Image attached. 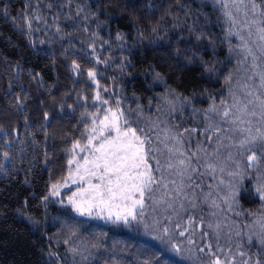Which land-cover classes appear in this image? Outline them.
I'll list each match as a JSON object with an SVG mask.
<instances>
[{
  "label": "trees",
  "instance_id": "trees-1",
  "mask_svg": "<svg viewBox=\"0 0 264 264\" xmlns=\"http://www.w3.org/2000/svg\"><path fill=\"white\" fill-rule=\"evenodd\" d=\"M37 3L0 0V151L7 150L3 140L12 143V160L5 161L0 171V264H85L69 248L92 244L100 248L92 249L97 259L91 264H112L113 259L117 264L154 260L164 247L152 239L160 235L153 217L145 220L147 229L144 224L102 222L76 216L51 199L45 205L42 197L48 194L51 183L67 173L70 157L65 149L80 136L77 128L83 130L80 113L96 111L91 107L96 86L87 76L95 65V55L102 60L111 58L108 65H95L103 76L97 79L102 87L128 98L124 101L127 106L140 104L147 109L151 100L155 113L161 100L153 98L171 89L190 98L194 108L205 109L220 92L224 77L237 67V57L230 56L225 39V22L208 0H72L70 5L68 0H39V8ZM78 8L84 9L78 19L65 18L68 14L75 17ZM33 9L45 17L47 26L33 21V29L39 31L29 32L26 26L21 27L24 22L19 14H31ZM57 16L59 19H54ZM118 33L122 39L116 38ZM197 35L202 39L197 40ZM90 44H94L95 53ZM73 61L82 73L72 71ZM122 64L126 65L123 71ZM45 113L49 121L44 120ZM189 116L184 110L174 121L190 122ZM63 137H68L67 143ZM237 158L240 168L233 166L229 171L240 172L244 178L225 175L222 186L229 188L232 183L236 204L231 212L225 204L223 211H216L222 219L227 217L225 223L235 221L241 226L234 231L251 233L258 228L243 229V225L264 208L254 192V170L245 167L246 155ZM260 166L264 171V160ZM204 211L208 212L207 207ZM240 211L254 215L234 214ZM70 216L75 217L73 226L76 221L82 223L78 235L65 244L70 229L64 225ZM239 243H244L249 253L258 251L255 241L249 248L246 236H242L233 238V252ZM221 244L228 248L227 243ZM208 259L200 257L205 264ZM161 264L166 261L161 260ZM176 264H180L178 258Z\"/></svg>",
  "mask_w": 264,
  "mask_h": 264
},
{
  "label": "snow or ice",
  "instance_id": "snow-or-ice-1",
  "mask_svg": "<svg viewBox=\"0 0 264 264\" xmlns=\"http://www.w3.org/2000/svg\"><path fill=\"white\" fill-rule=\"evenodd\" d=\"M212 2L227 25L225 39L229 41L230 56L237 57V67L224 77L220 92L212 97L207 108L192 110L196 126L182 127L183 120L174 121L187 109L191 99L174 94L171 89L164 96L153 98L162 101L155 113H152L151 100L147 109L140 104L135 108L127 106L124 101L128 98L102 87L97 79L103 76L95 70V65H108L111 58L102 60L95 55V65L87 76L96 86L91 105L96 111L80 113L83 130L77 128L80 136L65 149L70 157L67 173L51 183L48 194L42 197L46 205L50 199L60 197L62 189H67L71 195L66 202L60 200L62 206L65 203L71 206L76 216L114 224H144L147 229L145 220L153 217L160 235L152 239L160 241L164 250H158L154 260L145 259L142 264H161V260L176 264V258L180 264H205L200 260L202 255L209 257L206 264H264V212L243 225V229L258 228L246 233L234 231L241 226L235 221L225 223L227 217L218 218L216 211H223L222 203L227 205V211H233L236 193L221 197L219 192L225 184V175L244 178L240 172L229 171L233 166L240 168L236 158L244 155L246 169L254 170V192L264 208V171L260 166L264 160V0ZM71 3L68 0V5ZM41 6L38 0L36 7ZM64 6L67 5L61 7ZM48 7L52 8V4ZM83 11L78 8L75 17L68 14L65 18L78 19ZM19 15L24 22L21 27L26 26L29 32L39 31L33 29V21H43L47 26L45 17L35 9L31 14ZM60 31L57 25L56 32ZM84 31L87 32L86 27ZM116 38L122 39V34L118 33ZM196 39L202 36L197 35ZM233 39L237 41L235 45L231 43ZM89 47L95 53L94 44ZM125 66H120L121 71ZM72 71L82 73L83 70L73 61ZM16 102L22 104L19 97ZM68 108L75 111L72 105ZM44 120H50L48 113L44 114ZM62 139L67 143L68 137ZM2 142L7 150L0 151L3 157L0 171L5 161L12 160V143ZM70 185L76 190L72 191ZM234 214L254 215L244 211ZM74 219L70 216L64 225L70 229L65 244L79 233L82 221H76L73 226ZM242 236H246L249 248L256 242L259 246L256 253L245 251L244 243L236 244L233 252V238ZM222 241L228 244L227 249ZM99 248L100 245L92 244L70 247L69 251L73 256H80L85 264H91L97 259L92 249L99 251ZM112 264L117 261L113 259Z\"/></svg>",
  "mask_w": 264,
  "mask_h": 264
},
{
  "label": "rangeland",
  "instance_id": "rangeland-1",
  "mask_svg": "<svg viewBox=\"0 0 264 264\" xmlns=\"http://www.w3.org/2000/svg\"><path fill=\"white\" fill-rule=\"evenodd\" d=\"M210 3H212L213 4V2H212V0H208ZM226 28H227V25L225 24V30H226ZM234 45L237 43V41L235 40V39H233V42H232ZM162 96H164V95H160V97H162ZM159 97V98H160ZM149 101L150 100H148L147 102H148V105L147 106H149ZM160 101V100H159ZM162 105V101H160V103H159V107ZM209 106V105H208ZM207 106V107H208ZM166 107V106H165ZM151 108H154V107H151ZM194 109V107L191 105V104H189L188 105V107H187V112L189 113V121L190 122H188L186 119L185 120H183L184 122L183 123H185V124H182V127H195L196 126V124H195V122L193 121V110ZM195 109H197V108H195ZM236 159H238V158H236ZM70 187H71V189H72V191H75L76 189H75V187L74 186H71L70 185ZM231 187H232V183H231V185L229 186V188L228 187H222L223 188V190H221L220 192H219V195L221 196V197H224V196H226L228 193H231L232 191H231ZM224 194L223 196L221 195V194ZM71 195V191H68L67 189H62V195L60 196V197H56V198H52L51 200L53 201V203L54 204H61L60 203V200L61 199H64L65 200V202H66V198L68 197V196H70ZM223 204V203H222ZM65 206H67L66 205V203H65ZM72 212H73V210H72V208H71V206H67ZM74 213V212H73ZM75 214V213H74ZM88 218V217H87ZM218 218H220V219H222V217L221 216H219ZM90 219H93V220H99V221H106V220H104V219H97V218H90Z\"/></svg>",
  "mask_w": 264,
  "mask_h": 264
}]
</instances>
